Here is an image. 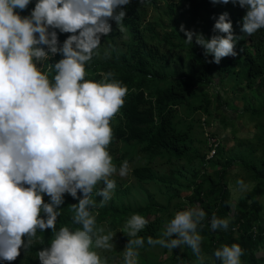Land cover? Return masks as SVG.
Returning <instances> with one entry per match:
<instances>
[{
	"label": "trees",
	"instance_id": "trees-1",
	"mask_svg": "<svg viewBox=\"0 0 264 264\" xmlns=\"http://www.w3.org/2000/svg\"><path fill=\"white\" fill-rule=\"evenodd\" d=\"M37 2L31 0L26 9L16 11L21 17H28ZM158 6L165 9L166 20L152 15L151 10ZM123 11L126 31L121 33L117 23L110 21L112 31L101 37L99 48L85 65V79L98 82L103 79L102 73L112 72L113 79L127 89L122 107L110 121L112 139L107 151L117 170L124 161L132 164L133 180L112 176L116 188L103 206H100L102 197L96 196L94 191L96 207L92 211L96 225L105 224L110 232L121 234L127 245L130 238L122 231L124 225L132 214H140L148 221L145 229L138 233L145 238L141 248H146L149 246L147 237L160 238L157 230L170 221L177 210L199 204L206 212L198 226L202 256L207 254L221 264L214 257V251L222 245L236 243L244 250L242 264H261L263 259L258 251L264 247V216L259 197L264 195V126L255 138L235 137L237 144L232 150H226L219 140L215 146L197 126L202 123L203 113L207 117L204 123L211 126L209 116L213 103L221 112L224 108L237 110L236 99L239 98L244 103L243 110L250 116H264V29L251 36L243 33L241 28L247 9L232 2L131 0L123 6ZM225 12L229 14L234 34L242 39L236 43V56L222 58L219 64L210 63L214 57H206L195 38L192 44L187 43L180 28L183 25L187 30L203 33L206 39L226 35L213 31L214 17ZM55 31L60 46L72 35L59 29ZM43 47L47 51V46ZM62 58L59 53L50 54L49 60L37 62V67L52 80L55 72L49 65ZM229 91L235 95L227 98ZM221 112L216 115L221 117ZM221 120L227 123L225 115ZM209 134L215 136L212 131ZM121 142L123 148H120ZM212 148L214 154L207 157ZM259 149L262 151L257 155ZM236 162L249 170L256 186L235 202L227 177ZM164 164H168L166 173H162ZM149 184L157 185L158 191L166 194V205L157 206L152 202L147 190ZM102 186L98 184L97 189ZM183 188H189L190 193L176 201L175 210H171L172 200ZM141 194L145 195L143 202L139 200ZM78 195L82 198V193ZM43 199L45 203L50 202L47 194H43ZM63 199L58 211H68L57 217V231L61 226L79 227L72 225L74 211L70 207L78 200L68 193ZM157 212L160 215L155 217ZM213 213L218 218L229 219L227 230L211 229ZM41 217L46 219V214L41 212ZM53 235L51 228L38 229L31 247L22 246L14 261L0 259V264H41L37 252L50 247L45 242L53 239ZM23 239L27 243L29 238ZM139 249H136L138 253ZM114 250L102 253L101 260L111 261ZM140 260V264H200L186 245L172 249L165 263L153 262L146 256ZM203 264L209 263L204 259Z\"/></svg>",
	"mask_w": 264,
	"mask_h": 264
},
{
	"label": "clouds",
	"instance_id": "clouds-1",
	"mask_svg": "<svg viewBox=\"0 0 264 264\" xmlns=\"http://www.w3.org/2000/svg\"><path fill=\"white\" fill-rule=\"evenodd\" d=\"M30 2L0 0V259L14 261L22 246H32L38 229L51 228L50 247L37 252L41 264H107L93 250V243L108 249L113 237L96 228L93 193L102 197L103 206L116 188L111 177L117 168L107 148L112 139L110 121L122 107L127 89L113 79L112 72L102 73L98 82L86 80L85 65L101 37L112 31L110 21L117 23L121 33L126 31L123 6L131 0H38L31 15L21 17L16 10L23 11ZM229 2L247 9L243 33L251 36L264 29V0H212L213 4ZM214 19L213 31L226 35L206 39L183 25L180 30L187 43L195 38L205 56L214 57L209 62L219 64L222 58L237 55L235 46L242 37L234 34L227 12ZM55 29L72 33L62 46ZM57 53L63 58L49 65L55 72L50 80L37 62ZM128 170L124 161L118 174L124 177ZM65 193L78 200L70 207L72 222L79 227L61 226L57 231ZM43 194L50 197L49 203ZM205 217L199 204L177 211L160 238L149 236L147 243L169 250L186 245L203 264L198 226ZM210 223L213 231L227 230L229 219L213 213ZM147 224L140 214L126 221L122 231L130 239L123 252L124 264H138L136 249L145 243L138 233ZM243 255L236 243L214 251L221 264H242Z\"/></svg>",
	"mask_w": 264,
	"mask_h": 264
},
{
	"label": "rangeland",
	"instance_id": "rangeland-1",
	"mask_svg": "<svg viewBox=\"0 0 264 264\" xmlns=\"http://www.w3.org/2000/svg\"><path fill=\"white\" fill-rule=\"evenodd\" d=\"M152 15H155L159 19H167V15L165 13V9L162 6L155 7L151 10ZM211 87H214V84L211 85ZM213 89V88H212ZM235 94L233 92L229 91L227 98L228 97H233ZM240 99V98H239ZM236 99L237 102V110H231L230 108H224L221 110H218L216 108V103H213L211 114L209 116L210 121H211V126L208 124L204 123L206 117V114H202L201 116V124L200 126H197L198 131H201L204 137H209V132H214L215 133V140H219L220 143L223 144L226 150H232L233 147L237 144V140L235 137L239 139H245V138H255V135L257 133H262L260 132L262 130V127L264 126V116L261 117H253L250 116V114L246 111H244V103H242L241 100ZM215 101V99H214ZM222 113V116L225 115L227 119V123L224 124L223 121L221 120L222 116L220 117L219 114L218 116L216 113ZM124 143H120V148H123ZM204 150V148H203ZM261 149L258 150L257 155L261 153ZM237 152V149H236ZM240 152V150H239ZM238 152V153H239ZM212 154L211 151L207 154V157H210ZM120 156V155H118ZM157 165V164H155ZM168 164H164L162 166V173H166ZM131 168L132 164H129V170L126 176L121 177L118 173L119 170H117V173L113 174V176H119L123 179H128V181H132L133 177L131 175ZM228 179V186L231 191V197L232 199L236 202L241 196H243L247 191H250L255 188L256 182L253 180V176L251 177L249 175V170L242 168V166L239 165V163H235L234 166L230 168L229 175L227 177ZM238 181H243V184H238ZM149 193L152 195V202L157 205H166V194L158 191L157 185L155 184H149L148 189ZM189 188H183L180 192V195L176 198L173 199L171 204H170V209L175 210L174 205L176 201L182 200V197H184L186 194H189ZM143 196V197H142ZM142 197V198H141ZM145 201V195L141 194L139 200ZM260 202L263 204V210H262V215L264 216V195L259 197ZM67 209L62 211L65 215L67 213ZM179 211V210H177ZM61 212V213H62ZM158 214L155 215L159 216L160 212H157ZM154 217V216H153ZM74 225V224H72ZM166 224L164 223V226H161L158 230L157 233L161 235L162 231L164 230ZM96 228H103L104 232L101 234H111L113 239L109 241V243L112 245L111 248L105 249V248H96L94 243H93V250L98 253L100 256L102 253L107 252L109 253L110 251H113L114 249V254L112 255L111 261H108L107 264H124V255L123 252L126 247V242L121 234H115L113 232H110L107 229V226L105 224H97ZM52 239L47 240V244L51 243ZM139 255L137 257V262L140 264L141 257H148L151 261L153 262H159L162 261L165 263L168 260V256L171 253V250L166 252L163 247L156 245V246H151L149 245L146 248H141L139 249ZM262 259L261 264H264V252H259ZM203 258L206 259V261L209 264H217L213 257L209 255H203ZM203 259V260H204Z\"/></svg>",
	"mask_w": 264,
	"mask_h": 264
},
{
	"label": "built area",
	"instance_id": "built-area-1",
	"mask_svg": "<svg viewBox=\"0 0 264 264\" xmlns=\"http://www.w3.org/2000/svg\"><path fill=\"white\" fill-rule=\"evenodd\" d=\"M214 138H216V137H215V136H211V135L209 134L208 140L216 146V145L218 144V142H217V139L215 140ZM210 151L212 152V154H211V156H212V155L214 154V152H215V149L212 148ZM211 156H210V157H211ZM186 208H188V207H186ZM186 208H184L183 210H185ZM236 228H237V227H234L233 229L236 230ZM254 228H255V227H254ZM259 252H264V247H260V248H259L258 255L261 256Z\"/></svg>",
	"mask_w": 264,
	"mask_h": 264
}]
</instances>
